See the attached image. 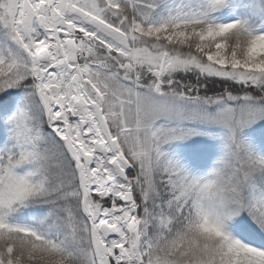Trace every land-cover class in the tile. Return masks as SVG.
<instances>
[{"label": "snow or ice", "instance_id": "6c2138e0", "mask_svg": "<svg viewBox=\"0 0 264 264\" xmlns=\"http://www.w3.org/2000/svg\"><path fill=\"white\" fill-rule=\"evenodd\" d=\"M0 264H264V0H0Z\"/></svg>", "mask_w": 264, "mask_h": 264}]
</instances>
